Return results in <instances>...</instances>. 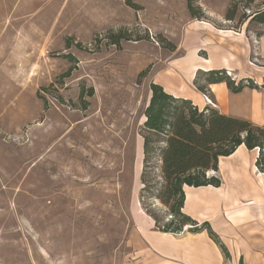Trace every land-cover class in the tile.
<instances>
[{"label":"rangeland","instance_id":"374dc122","mask_svg":"<svg viewBox=\"0 0 264 264\" xmlns=\"http://www.w3.org/2000/svg\"><path fill=\"white\" fill-rule=\"evenodd\" d=\"M262 2L0 0V264H134L135 207L173 219L163 138L142 191L149 86L178 78L187 20L238 30Z\"/></svg>","mask_w":264,"mask_h":264},{"label":"crops","instance_id":"0c3cea01","mask_svg":"<svg viewBox=\"0 0 264 264\" xmlns=\"http://www.w3.org/2000/svg\"><path fill=\"white\" fill-rule=\"evenodd\" d=\"M248 25L235 30L187 20L182 65H174L178 78L154 83L199 110L213 107L221 115L264 127V25L253 30ZM253 55L257 64L250 61ZM213 70H224L236 83L251 80L258 88L232 93L225 83L207 84L200 74ZM194 81L206 87L211 105ZM257 157V148L241 145L219 158L217 171L206 173L219 180L218 186L183 187L181 212L197 224L196 231L188 226L176 234L158 231L137 205L134 264H264V173L255 166Z\"/></svg>","mask_w":264,"mask_h":264},{"label":"trees","instance_id":"16d2710c","mask_svg":"<svg viewBox=\"0 0 264 264\" xmlns=\"http://www.w3.org/2000/svg\"><path fill=\"white\" fill-rule=\"evenodd\" d=\"M191 2L192 0H186V7L190 15L195 17ZM262 5L264 6V0ZM248 22L264 25V11L253 13ZM200 76L207 84L225 83L232 93H238L245 87L258 88L251 80L236 83L224 70L203 72ZM194 85L199 92L208 96L205 86L197 85L196 81ZM261 87L264 88V80ZM149 91L150 99L144 111L143 122L147 136L142 138V191L149 189L145 186L144 176L150 138H163L165 147L159 151L158 168L164 185L163 191L156 198L169 206L173 219L160 227L155 217L149 216L155 228L164 233H180L187 226L188 230L196 231L197 224L181 212L183 187L218 186L219 180L214 177L206 178V173L217 171L219 158L231 155L241 145L248 150L258 149L255 166L259 172L264 173V127L221 115L213 107L199 110L189 100L173 97L155 83L150 84Z\"/></svg>","mask_w":264,"mask_h":264},{"label":"built area","instance_id":"2783aa9c","mask_svg":"<svg viewBox=\"0 0 264 264\" xmlns=\"http://www.w3.org/2000/svg\"><path fill=\"white\" fill-rule=\"evenodd\" d=\"M227 75H228V74H227ZM204 97H205V100L207 101V103L211 105V101H210V99H209L206 95H204Z\"/></svg>","mask_w":264,"mask_h":264},{"label":"bare ground","instance_id":"6f19581e","mask_svg":"<svg viewBox=\"0 0 264 264\" xmlns=\"http://www.w3.org/2000/svg\"><path fill=\"white\" fill-rule=\"evenodd\" d=\"M139 161V160H138Z\"/></svg>","mask_w":264,"mask_h":264}]
</instances>
